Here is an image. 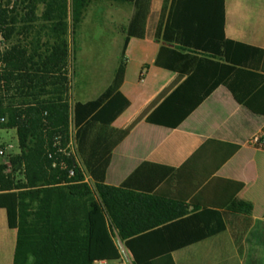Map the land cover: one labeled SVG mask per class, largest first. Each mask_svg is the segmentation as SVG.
<instances>
[{
    "label": "trees",
    "instance_id": "1",
    "mask_svg": "<svg viewBox=\"0 0 264 264\" xmlns=\"http://www.w3.org/2000/svg\"><path fill=\"white\" fill-rule=\"evenodd\" d=\"M89 1L73 0L74 22ZM137 1L144 6L147 3ZM48 6L45 14L60 26L65 0H49ZM162 9L168 16L166 21L160 20L159 32L165 37L174 35L182 49L199 53L197 60L222 66V79L241 65L236 63L240 58L255 59L262 54L261 49L225 38L224 0H163ZM17 11L15 3L0 0V128L16 130L20 149L10 159L11 172L0 163V209L5 210L7 226L17 230L13 264L116 261L120 253L113 229L133 264H175L172 251L223 230V224L210 223L220 216L214 210L164 215L159 212L164 204L104 184L112 149L127 134L111 127L129 105L119 89L127 37L121 48L122 60L107 87L92 100L71 103L68 79L61 71L67 51L63 32L52 44L44 43L43 51L38 43L30 50L18 38L27 33L28 25L21 28ZM16 35L18 39L11 41ZM189 83L190 79L180 85L147 120L177 125L204 97L189 96L185 91ZM227 85L240 100L234 87ZM169 109L178 113L177 119L158 117ZM70 122L77 155L93 187L84 182V170L73 157L59 151L68 143ZM62 161L74 169L73 176L68 177ZM18 170L22 174L19 179L15 176ZM150 214L158 215L150 219Z\"/></svg>",
    "mask_w": 264,
    "mask_h": 264
},
{
    "label": "crops",
    "instance_id": "2",
    "mask_svg": "<svg viewBox=\"0 0 264 264\" xmlns=\"http://www.w3.org/2000/svg\"><path fill=\"white\" fill-rule=\"evenodd\" d=\"M118 1L128 39L119 89L129 105L111 127L127 134L112 149L104 184L164 204L159 211L164 215L203 209L219 213L210 223L224 229L172 251L175 264H264V144L249 143L255 133L264 136V0H224L225 38L262 50L258 58H240L236 63L241 65L225 79L222 66L197 60L199 53L159 32L160 20L168 16L163 0L160 7L158 0H147L145 6ZM189 79L185 91L203 99L175 126L148 121ZM177 116L171 109L158 114L168 121ZM86 174L85 182L93 187ZM0 219V264H13L17 230L7 221L4 229ZM113 233L114 240L120 239Z\"/></svg>",
    "mask_w": 264,
    "mask_h": 264
},
{
    "label": "rangeland",
    "instance_id": "3",
    "mask_svg": "<svg viewBox=\"0 0 264 264\" xmlns=\"http://www.w3.org/2000/svg\"><path fill=\"white\" fill-rule=\"evenodd\" d=\"M48 1L10 0L11 5L15 3L18 7L21 28L28 25L27 33L18 35V38L28 49L32 50L38 43L40 51H43L46 47L44 43L52 44L63 32L61 37L67 51L61 71L68 79L70 102L93 98L108 85L122 60L124 33L122 18L118 16L121 3L118 0H91L84 7L78 22H74L73 0H65L63 23L59 26L56 19H50L45 14L49 8ZM161 1L158 0V7ZM26 18L32 21L27 24ZM55 27L60 31H56ZM18 38L16 35L11 41ZM74 136L75 130L70 122L69 139L73 140ZM0 149L5 151L0 163L6 165L7 172H11L13 166L10 159L20 152L15 129L0 128ZM15 176L22 178L21 171H16ZM0 215L3 228L6 229L5 212L0 210ZM115 242L118 248L124 247L117 238Z\"/></svg>",
    "mask_w": 264,
    "mask_h": 264
},
{
    "label": "built area",
    "instance_id": "4",
    "mask_svg": "<svg viewBox=\"0 0 264 264\" xmlns=\"http://www.w3.org/2000/svg\"><path fill=\"white\" fill-rule=\"evenodd\" d=\"M1 121H4V118H1ZM249 143L252 145H257V144H264V136L259 134V133H255L254 135H252L249 139ZM59 151L63 152L65 155L68 156H72L74 161L76 162V164L80 165V167L82 168V171L84 170V168L82 167L79 157L77 155L76 152V142H75V137L74 139H69L68 143L66 145L65 148L61 149L59 148ZM5 153V151L3 149H0V157L3 156ZM61 166H64V168H67L65 165V162H60ZM67 173H68V177H71L74 175V169L73 168H67ZM86 172L85 170L83 171V176H84V182H85V177H86ZM117 240L120 242V239L117 238ZM119 258L116 260L115 264H133L132 263V256L130 254V252L125 248V246H121L119 248ZM94 264H110L108 260H98L95 261Z\"/></svg>",
    "mask_w": 264,
    "mask_h": 264
}]
</instances>
